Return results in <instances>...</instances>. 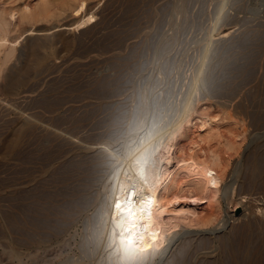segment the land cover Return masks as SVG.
<instances>
[{"label": "rangeland", "instance_id": "374dc122", "mask_svg": "<svg viewBox=\"0 0 264 264\" xmlns=\"http://www.w3.org/2000/svg\"><path fill=\"white\" fill-rule=\"evenodd\" d=\"M26 1L38 0H0V9L17 12L12 35L18 38L0 73V264H92L100 258L112 264L103 249V211L99 203L89 205L86 193L93 196L114 167L103 148L120 158L150 157L185 102L205 91L218 99L221 84L236 81L241 92L232 102L243 99L245 112L235 130L245 125L248 133L237 136L232 126L235 143L216 146L232 153V164L264 153V127L257 128L264 124V107L259 96L242 98L254 85L264 88V0H110L100 11L101 0L96 20L80 28L71 11L25 18ZM27 28L44 30L28 34ZM80 168L100 179L91 182ZM116 180L101 188L105 198ZM244 208L224 217L226 227L193 231L214 241L225 231L234 240L244 229L256 232L264 210ZM246 222L253 227L244 228Z\"/></svg>", "mask_w": 264, "mask_h": 264}, {"label": "bare ground", "instance_id": "6f19581e", "mask_svg": "<svg viewBox=\"0 0 264 264\" xmlns=\"http://www.w3.org/2000/svg\"><path fill=\"white\" fill-rule=\"evenodd\" d=\"M109 1H104L100 11H104L112 5ZM100 2L101 0H38L34 3L26 1L23 9L27 14L25 18L28 16L31 19H36V21L37 18L44 20L52 13L61 15V13L71 11L75 18V26L80 28L96 20L99 11L94 10V8ZM136 2L140 1L137 0ZM16 13L14 8L0 9V73L17 49L16 41L18 38L12 35V30L17 22ZM33 22L35 21L33 20ZM63 27L74 28L72 25H64ZM41 29L44 30V28H27L25 31L29 30L28 34H31ZM12 77L14 80L20 78L17 75ZM217 82L214 83L215 86H218L219 82ZM200 84L202 82L198 85L200 86ZM225 84L224 86L221 84L222 87L218 86L217 93L216 90L213 92L216 93L214 96L219 97L218 99L211 98L210 96L213 95L206 94V91L204 95H200L202 98L196 95V98L191 99L196 93L194 89L195 93L192 96L189 94L190 102H188L189 100L185 102L187 104L186 110L182 111V116H179L170 124L172 127L167 132L165 131L166 136L155 143L157 144L156 150L153 154L151 153L150 157L136 161L134 155L127 154L120 158L116 155L113 156V149L106 145L107 148H103L102 153L106 152L113 157L111 164L114 165L112 168L117 170L116 173H113L114 170L110 167V174L107 172L109 176L105 179V176H107L105 175L103 177L105 180L102 179L101 181L100 178L93 179L90 176L88 178L89 173L87 174V172L92 169L86 168V171L80 168L81 172L86 171L87 176H84L89 180L90 178L93 181L100 179V182L97 181L100 186L98 185L99 188H95V192L93 190V196L89 194V191L92 190H88L89 186L84 184L88 190L86 193L91 196L89 205L99 203V210L103 211L102 214L105 223H107V236H105V240L103 239V249L106 246L105 256L115 259L112 264H128L127 261L122 260L119 253L113 255L120 245V230L116 228L115 236L112 235L114 231L113 214L116 199H125L127 194L133 190L136 192L134 199L137 207H140V202L147 198L154 201L151 206V227L143 233V240L138 241L139 247L151 245V249L154 250L148 253L150 257L148 264H264V222H261V226L258 225L260 227L258 230L255 229L256 232H249V230L247 232V229H244L246 231L237 238L238 240H234L230 234L231 232L227 231L216 235L215 241L205 232L193 231L196 228L200 229L220 223L226 227L224 217L226 215L232 217V211L240 205L245 206L244 211L249 209L251 212L253 211V214L255 211L262 212L264 210V153L258 154L257 152V156L252 157L253 159H250L251 156H249L244 162L238 159L236 163L232 164L230 149L231 154L227 153L226 155L225 151L219 149L221 147L218 148L219 145L216 146L215 143L217 141L234 144L235 139L229 133L233 130L230 128L232 126H235V133H231L237 136L248 133V128L245 125H241V130H235L236 126L238 127L239 118L245 112L243 110L245 107L243 99L239 98L240 100L238 99L237 102H232L238 91L236 81H229ZM215 88L217 89V87ZM208 89L211 90V88ZM191 92L190 90L189 93ZM199 94L201 93L199 92ZM216 96L215 98H217ZM251 96H259L257 101L264 107V88L261 92L254 85V88H248L241 97L248 98ZM213 105L216 112L215 110L210 111ZM262 127H264V124L257 126L260 129ZM104 157L103 155H95L96 161L98 162L99 159V162H102L103 165L107 163ZM245 157L247 156L245 155ZM90 166L92 164L88 167ZM94 168L96 169V167ZM96 173H98L97 170ZM96 173L94 174L96 175ZM91 174L93 176V173ZM99 176L101 177V175ZM115 176L117 180L113 194L105 198L101 188H106ZM86 183H88V180ZM95 185L93 184L94 187ZM93 186L89 189H93ZM81 187H84V185H81ZM82 189L79 188V190ZM84 207L82 210L85 209ZM115 218L116 220L120 219L119 213H116ZM142 223H149L147 214H145ZM246 227L251 229L253 226L246 222L244 228ZM214 232L216 231L213 230L211 233ZM153 236H155V239H153ZM109 244L113 246L110 248ZM77 263L79 264V262ZM92 264L106 263L104 258L102 260L100 258Z\"/></svg>", "mask_w": 264, "mask_h": 264}, {"label": "snow or ice", "instance_id": "6c2138e0", "mask_svg": "<svg viewBox=\"0 0 264 264\" xmlns=\"http://www.w3.org/2000/svg\"><path fill=\"white\" fill-rule=\"evenodd\" d=\"M135 196L136 192L134 190L130 191L125 199L117 198L114 204V231L112 235L115 236L116 228L120 230V245L113 255L119 253L122 260L127 261L128 264H148L150 260L148 253L154 250L151 249V245L139 247L138 241L143 240V233L151 227V206L154 201L147 198L140 202V207H137ZM116 213L120 215L119 220L115 218ZM145 214H147L149 223H142ZM153 239H155V236H153ZM112 246V244H109L110 248Z\"/></svg>", "mask_w": 264, "mask_h": 264}]
</instances>
